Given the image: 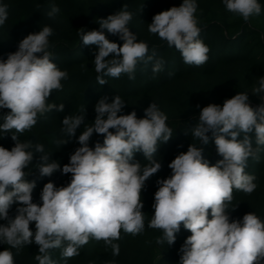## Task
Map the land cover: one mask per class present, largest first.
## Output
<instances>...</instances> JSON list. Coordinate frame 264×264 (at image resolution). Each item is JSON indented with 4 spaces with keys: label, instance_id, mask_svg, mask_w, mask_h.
<instances>
[{
    "label": "clouds",
    "instance_id": "1",
    "mask_svg": "<svg viewBox=\"0 0 264 264\" xmlns=\"http://www.w3.org/2000/svg\"><path fill=\"white\" fill-rule=\"evenodd\" d=\"M222 2L229 13L245 22L261 13L258 0ZM197 8L196 0H183L179 7L155 14L148 31L158 34L169 47L174 46L185 64L199 67L207 62L210 48L199 38ZM59 12L60 8L52 4L47 16L55 18ZM133 15L125 4L115 14L99 19V30L79 29L83 44L98 48L94 66L101 86L107 83L105 77L128 74L135 79L141 62L152 63L154 74L163 70L164 61L155 59L156 49L149 54L148 44L137 42L136 34L130 31ZM7 18L8 6L0 4V26ZM107 34L118 36L122 46L110 41ZM52 35L53 29L45 26L23 38L6 60L0 59V109L10 110L2 116L0 131L14 129L22 134L35 126L39 117L64 110V104L47 102L53 90H62L61 81L68 79V72L52 62ZM258 83L252 93L257 96L264 92V77ZM124 107L119 95L111 102L101 98L94 106V123L81 132V146L62 169L43 144L21 142L12 134L15 146L11 150L0 146V219L7 221L0 225V242L17 251L35 243L39 264H57L50 256L52 249L60 248L63 258H72L93 238L102 240L118 256L120 246L113 241L120 239L121 230L134 236L144 231L141 193L146 181L161 170V163L153 158L158 142L166 143L173 135L166 123L168 117L155 103L144 110L143 118L135 111L118 115ZM85 113L86 109L80 115L66 116L60 138L52 142L61 146L75 137ZM209 132L222 159L210 165L202 155L203 148L193 144L187 152L179 153L168 165L171 175L157 180L154 214L148 227L161 231L157 244H174L181 225L190 231L180 249V264H264V222L253 212L236 220H230L229 215L234 189L251 194L257 188L256 177L245 169L249 158L259 161L264 146V105L253 108L249 95L240 92L226 99L223 106L211 103L200 110L191 129L202 145L209 144ZM94 133L104 139L93 148L89 142ZM249 134H254L256 147ZM137 152L145 156L146 165L134 161ZM36 153L41 154L42 162L37 164L41 178L57 171L71 174L67 186L46 183L40 193L41 204L33 202L36 182L25 178L30 174L25 169ZM13 204L18 205L14 218L9 216ZM33 222L35 233L30 230ZM0 264H15L10 250L0 251Z\"/></svg>",
    "mask_w": 264,
    "mask_h": 264
},
{
    "label": "rangeland",
    "instance_id": "2",
    "mask_svg": "<svg viewBox=\"0 0 264 264\" xmlns=\"http://www.w3.org/2000/svg\"><path fill=\"white\" fill-rule=\"evenodd\" d=\"M140 1L13 0L12 3L13 5H19L22 13L21 18L31 20L32 27L42 29L48 26L53 29V35L49 37L50 44L53 47L57 44L53 36L58 33L55 27L56 23L59 22L47 16L52 4H56L60 8V12L55 17L63 25L71 27L76 20L77 22L82 20V22L76 23L77 26L75 27L78 30L83 28L85 31L99 30V19H106L126 4L128 10L134 13L128 24L130 31L136 34L137 39L146 36L154 42L159 40L160 44H150V46H155V59L164 61L163 70L159 73L154 74L152 72V63H149L151 66H148L149 64L145 65L141 62L136 67L135 79H130L128 74H122L119 78L105 77L107 83L101 86L97 84V73L94 66L95 53L98 52L97 46H86L82 40L71 42L66 45V51H75L82 44L85 47V58L82 61L72 59L74 57L73 53L58 58L59 60L55 64L60 70L68 72V79L61 81L62 90H53L47 101L56 105L64 104V110L62 112L52 111L47 113L46 117H39L36 125L22 134L16 133L13 129L14 134L18 136L21 142L31 141L33 144H43L45 152L51 155V159L60 163L61 169L63 165L69 163L70 155L81 146L78 143V137L85 127L94 123L97 115L94 106L103 97H107L108 102H111L114 96L119 95L125 101V107L118 115H126L135 111L138 118H143L144 110L155 103L168 117L166 123L172 129L173 136L166 143L158 142V150L153 157L161 163V170L146 181L145 188L141 193L144 204L142 211L145 215L144 231L134 236L121 230L120 239L113 241V243L120 246L118 256H114L111 247L105 245L102 240L96 241L93 238H90L86 245L78 249L79 255L72 258H63L61 256L62 249L60 248L52 249L50 250V256L57 264H180V249L186 238L191 235L190 231L184 229L181 225V230L176 234L174 244L168 245L166 241L164 244H157L156 238L162 235L161 231L148 227V223L154 214L152 205L154 194L158 190L157 180L166 179L171 175V169L168 167L169 163L179 153L187 152L190 144L203 148L202 155L210 165L215 164L222 157L217 155L211 132L207 134L210 137L209 144L202 145L201 141L192 136V128L184 131L188 135L185 133L175 134L177 123L181 121L180 118L185 113H197L190 116L189 120L192 117L198 118L203 107L211 103L223 106L226 99L232 98L239 92L249 95V103L253 108L264 105V92H261L258 96L252 94L253 89L259 86V78L264 77V0L260 3V15L252 17L249 22H245L241 17L229 13L222 0H196L198 26L201 30H204L208 25L215 27L214 32L206 30L200 32L199 38L210 48V51L207 62L199 67L185 64L181 54L174 46L169 47L166 41L158 37V34H152L148 31V26L155 14L168 10L173 6L179 7L183 0H146V2L137 5ZM129 2L137 6L130 8ZM74 19L75 21H73ZM241 28L249 31L247 36L242 35L237 40V44H240L241 49H243L242 59L251 57L253 63L223 68L220 71L221 77L219 79L210 80L215 79L214 77H208L218 68L219 62L224 59L223 56L218 55L215 56V60H211L212 46L214 45L215 49H218L217 44L221 42L223 32L235 33ZM75 29L73 28L72 33H78ZM107 36L114 35L107 34ZM229 36L227 35V37ZM2 41L0 38V59L6 60L9 51ZM52 48H50V51ZM149 54H151L150 50ZM177 72H180L181 76L179 78L178 76L174 77ZM197 105H199V108ZM84 109H86L85 121L77 129L76 136L71 138L67 144L61 146L53 143V139L60 138L63 119L69 115H80ZM9 111V109H0V124L3 123V114ZM249 135L252 137L253 147H256L254 134ZM63 138L67 139L68 137ZM242 138V136L239 137V139ZM103 139L102 135L94 133L89 146L94 148L95 143L99 141L102 144ZM14 146L15 141H12L9 150ZM40 155L39 153L34 154L32 163L25 169L26 173H30L25 178L36 182V187L33 190V202L37 204L42 203L40 193L46 183L51 181L57 187H62L67 186L71 181V174H62L61 171L55 172L51 177L41 178L37 169V164L42 162ZM134 161H139L142 166L148 163L145 156L140 152L135 153ZM262 161H264L263 147L259 161L249 158L245 169L247 174L256 177L254 182L264 175V169L260 167ZM243 194L244 192L241 190H233V200L229 208L230 220L242 219L245 214L253 212L264 222V198L261 197L262 195H257L255 199L243 200L241 199ZM17 207V204H13L9 209L10 217L14 218ZM209 219H211L210 215ZM6 224V220L0 219V225ZM30 230L35 233L34 222L30 224ZM5 249L13 253L15 264H39L35 260V256L39 254L38 245L35 243L25 245L17 251L16 248L0 242V251Z\"/></svg>",
    "mask_w": 264,
    "mask_h": 264
},
{
    "label": "trees",
    "instance_id": "3",
    "mask_svg": "<svg viewBox=\"0 0 264 264\" xmlns=\"http://www.w3.org/2000/svg\"><path fill=\"white\" fill-rule=\"evenodd\" d=\"M262 0H258L259 3H261ZM146 2V0H141L137 5ZM13 0H0V4H6L8 6V18L5 22V24L3 26H0V38L1 40H3V44L4 46L7 48V50L9 51L8 53H13L18 49V44L19 42L25 38L28 34L30 33H37L41 30V28H34L32 27V21L29 19H22V13H21V8L19 7V5H13ZM129 7L131 8L132 6H137V5H133L130 4L129 2ZM165 10V9H164ZM54 20L56 22V27L55 30L58 32L56 35L53 36L54 40L57 41V44H55V47H53L51 49V51L53 52V63L57 62V60H59L58 58L62 57V56H66L67 54L69 55V53H73V58H75V60H80L82 61L85 57V47L80 46V48L76 49L75 51H66V45L74 42V41H78L80 42V35H79V31L78 28H76L75 26H77L76 23H80L82 22V20L75 21V19L73 21L74 24H72L73 26L69 27V25H63L62 22L59 21L58 18H54ZM72 21V22H73ZM90 22V21H87ZM85 23V22H84ZM83 23V25H84ZM80 27V26H79ZM73 28L78 32V33H72ZM215 27H213V25H208V27H206L204 30L208 31V32H214ZM204 30H201L204 31ZM228 31L223 32L224 34H221V42H219L218 45V49H215L214 45L212 46V54L210 55L211 60H215L216 57L215 56H223L224 59H222V61L219 62V66L216 70H214L213 73H211V76L208 78H215V79H210V80H217L219 79V77H221L220 71L223 68H229L230 66H234V65H246L247 63H253L252 59H250L251 57H246L245 59H242L243 57V49H241L240 44H237V40L242 36L245 35L247 36V34L249 33V31H247L245 28H241L239 31L235 32V33H226ZM227 35H231L229 37H227ZM200 36V35H199ZM108 39L112 42H115L119 45L122 46L123 41L119 39L118 36H109ZM140 41H144L148 44L149 50L151 51L153 48H155V46H150V44H160V41H152L151 39H149L146 36H141L137 39V42ZM162 42V41H161ZM82 43V42H81ZM74 50V49H73ZM225 56V57H224ZM80 61H76V62H80ZM210 65V64H209ZM148 66H151L150 64ZM180 72H177L174 74V77L178 76V78L181 76L179 74ZM220 74V75H219ZM173 77V78H174ZM197 113H185V115H183L180 119L181 121L179 123H177L176 125V130H175V134H180V133H185L184 131L188 128H193L196 124V122H198V118H190V116L196 115ZM12 134H14V130H11V132H3L0 131V146L5 147L7 149L10 148L11 142L12 140ZM176 137V136H175ZM264 148V146H262ZM260 167L264 169V161H262L260 163ZM257 184V188L251 193V194H246L244 193L242 198L243 200H250V199H255V197L257 195H262L261 197L264 198V175L257 179V181L255 182ZM258 193V194H257ZM263 204V203H260Z\"/></svg>",
    "mask_w": 264,
    "mask_h": 264
}]
</instances>
